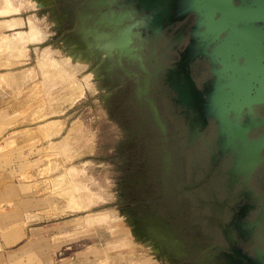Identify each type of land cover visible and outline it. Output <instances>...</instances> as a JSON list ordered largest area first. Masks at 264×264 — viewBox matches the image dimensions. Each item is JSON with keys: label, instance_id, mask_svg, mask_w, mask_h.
I'll return each instance as SVG.
<instances>
[{"label": "rangeland", "instance_id": "1", "mask_svg": "<svg viewBox=\"0 0 264 264\" xmlns=\"http://www.w3.org/2000/svg\"><path fill=\"white\" fill-rule=\"evenodd\" d=\"M62 3L0 0L6 46H21L15 65L0 49L16 87L0 85L11 112L0 119V264H183L164 228L126 214L139 128L119 102L124 77L103 59L123 42L100 41L96 20Z\"/></svg>", "mask_w": 264, "mask_h": 264}, {"label": "flooded vegetation", "instance_id": "2", "mask_svg": "<svg viewBox=\"0 0 264 264\" xmlns=\"http://www.w3.org/2000/svg\"><path fill=\"white\" fill-rule=\"evenodd\" d=\"M61 8L95 19L90 33H103L100 41L123 42L103 59L124 77L119 102L139 128L128 221L164 228L183 264H264V103L217 109L220 66L210 49L191 46L197 17L167 23L147 0H63Z\"/></svg>", "mask_w": 264, "mask_h": 264}, {"label": "water", "instance_id": "3", "mask_svg": "<svg viewBox=\"0 0 264 264\" xmlns=\"http://www.w3.org/2000/svg\"><path fill=\"white\" fill-rule=\"evenodd\" d=\"M147 6L170 15L167 23L197 17V40L191 46L202 55L210 49L212 64L220 66L213 72L220 112L264 103V0H147Z\"/></svg>", "mask_w": 264, "mask_h": 264}, {"label": "crops", "instance_id": "4", "mask_svg": "<svg viewBox=\"0 0 264 264\" xmlns=\"http://www.w3.org/2000/svg\"><path fill=\"white\" fill-rule=\"evenodd\" d=\"M14 27H16V23L15 22L10 23V30H8V31L16 30V28H14ZM6 32H7V30L5 28L0 29V37L2 36L0 38V40L1 39L3 40V43H0V49L4 50L5 53H6V50L12 51V53H13L12 54V58H13V61H14L13 64L15 65V64L20 63L18 61H20L19 58H21V46L20 45H16V43H15L16 37H14L13 38V40H14L13 45H9V47L7 48L6 42L7 41H11V38H10V36L6 35L7 34ZM18 34H20V33H18ZM4 60H5V54H3V57L0 59V66H2V65L5 66L6 61H4ZM8 75L0 74V85H1V82H3L2 89L5 92L8 91L9 89H12V90L15 91L16 87H12L10 85L11 82L9 81V79H10L11 76H10V74H8ZM13 77H16V76H13ZM14 80H15V78H14ZM19 113H21V112H18V111L15 110L13 114L17 115ZM9 114H11V112H8L7 110L0 111V119H2L1 117L9 115ZM1 151H2V149H0V152ZM2 162H5V160H3Z\"/></svg>", "mask_w": 264, "mask_h": 264}, {"label": "bare ground", "instance_id": "5", "mask_svg": "<svg viewBox=\"0 0 264 264\" xmlns=\"http://www.w3.org/2000/svg\"><path fill=\"white\" fill-rule=\"evenodd\" d=\"M172 22V21H171ZM185 56V55H184ZM187 57V56H186ZM197 58V57H196ZM188 85V84H187ZM209 93V92H208ZM243 110V109H242ZM241 115V114H240ZM252 119V118H251ZM254 120H255V118H254ZM235 121V120H234ZM243 123V122H242ZM241 123V124H242ZM221 125V124H220ZM252 127V126H251ZM234 129V128H233ZM237 138V137H236ZM249 141V140H248ZM252 141V140H251ZM234 143V142H233ZM250 143V142H249ZM235 148V147H234ZM235 176V175H234ZM236 177V176H235ZM259 255V254H258Z\"/></svg>", "mask_w": 264, "mask_h": 264}]
</instances>
